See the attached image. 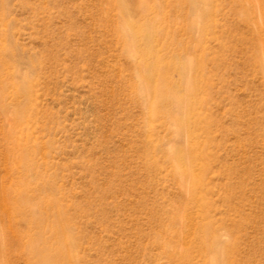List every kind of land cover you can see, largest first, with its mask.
<instances>
[{
	"label": "rangeland",
	"instance_id": "rangeland-1",
	"mask_svg": "<svg viewBox=\"0 0 264 264\" xmlns=\"http://www.w3.org/2000/svg\"><path fill=\"white\" fill-rule=\"evenodd\" d=\"M194 1L148 0L153 9L139 12L137 0L128 10L115 0H0V75L24 82L19 92L8 84L0 104V183L26 176L35 216L50 222L65 212L77 264H180L181 251L207 264L217 246L228 263L264 264V4ZM121 16L147 29L157 19L155 48L171 63L179 97L185 76L203 81L195 189L171 158L193 141L164 115L150 116L137 88L144 59L127 56ZM23 107L35 142L16 154L28 170L8 157L4 137ZM2 212L0 264H37L27 244L10 241L28 225Z\"/></svg>",
	"mask_w": 264,
	"mask_h": 264
},
{
	"label": "bare ground",
	"instance_id": "bare-ground-1",
	"mask_svg": "<svg viewBox=\"0 0 264 264\" xmlns=\"http://www.w3.org/2000/svg\"><path fill=\"white\" fill-rule=\"evenodd\" d=\"M115 1L123 10H128L130 7L128 0ZM137 1V11L144 12L147 11L148 8L153 9V7H150L148 0ZM259 1L264 4V0ZM155 9L158 12V6H155ZM206 12L207 9H204L201 12V16H204ZM156 22L157 19L154 18L151 22L152 26L149 25L150 28L147 29L144 25L134 22L130 17L121 16L120 22L117 25V32L119 36L127 42L126 54L129 59H131V62L133 63L139 56L144 59L143 62L146 70L140 74L137 88L138 93L142 94L145 98L147 97V108L150 116L155 117L157 114L164 115L170 122L176 124L179 129L184 128L189 134V138L193 141V143L190 144L191 149L175 147L174 152L171 154V158L175 163L177 174L180 177L190 175L193 185L192 188L195 189L197 185H201V178L192 170L193 165L200 159L199 155L194 152V148L199 146L197 145L196 137L193 135L197 117L194 108L199 100V92L204 88V85L199 75H187V77L185 76V83L187 86L186 96L182 98L177 95L175 88L178 83L172 81L168 75L171 63L155 48L156 44L162 39L161 32L156 26ZM137 42H143L145 44V46L143 45L144 48L142 46L141 50H138L136 46ZM262 58L264 59V56ZM1 64L2 59H0V65ZM193 65L194 62L191 61L190 66L192 68ZM6 82L7 75H0L1 106L3 102V92L6 90L8 84L12 83L13 89L17 92L24 89L23 81H14L13 83L9 78L8 82ZM1 108L3 107H0V109ZM27 122L26 107L20 108L16 113L15 126L8 131H4V137L8 157L18 161L19 166H17V168L28 170L30 168V163L27 162L24 156H18L16 154V150L22 146L28 148L31 146L29 143L33 144L35 142L28 134ZM19 139H22L23 143H18L17 141ZM184 157L185 160L183 159ZM19 178H17L16 183L9 186L0 183V208L7 211L8 217L11 218L10 224L13 225L14 221H23L29 227L27 232L20 229L16 230L13 238H10L11 243L14 242L18 245L27 244L28 250L24 254L28 260L35 261L37 264H77L75 253L69 243V238L71 237L69 229L66 226L67 216L65 212L61 208H58L55 219L50 222L44 220L42 217L35 216L36 214L30 209L31 204L34 202L30 192V180L22 175H20ZM38 199L37 200L41 204L46 202L45 198ZM197 199L203 205L207 203L204 196H199ZM2 211H0V214L4 216ZM207 235L208 233L203 231V233L198 236L199 241L203 245L202 250L205 252L213 247L212 243H207ZM2 247L5 255H7L12 248L8 241L7 243L6 241L2 243ZM224 247L217 246V248H220L221 252L212 255L207 264H231L230 262L228 263V257L224 252ZM179 260L180 264H191V258L187 251H181L179 253Z\"/></svg>",
	"mask_w": 264,
	"mask_h": 264
}]
</instances>
